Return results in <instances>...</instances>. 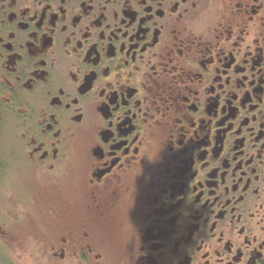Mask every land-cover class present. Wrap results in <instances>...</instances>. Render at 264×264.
I'll return each mask as SVG.
<instances>
[{"label": "flooded vegetation", "instance_id": "1", "mask_svg": "<svg viewBox=\"0 0 264 264\" xmlns=\"http://www.w3.org/2000/svg\"><path fill=\"white\" fill-rule=\"evenodd\" d=\"M0 264H264V0H0Z\"/></svg>", "mask_w": 264, "mask_h": 264}, {"label": "rangeland", "instance_id": "2", "mask_svg": "<svg viewBox=\"0 0 264 264\" xmlns=\"http://www.w3.org/2000/svg\"><path fill=\"white\" fill-rule=\"evenodd\" d=\"M5 251L0 249V258L4 255ZM31 261L26 256L24 258V264H30Z\"/></svg>", "mask_w": 264, "mask_h": 264}]
</instances>
